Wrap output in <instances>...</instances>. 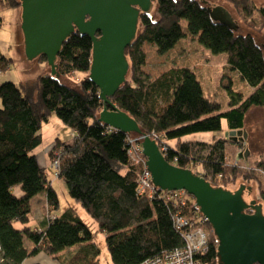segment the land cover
I'll use <instances>...</instances> for the list:
<instances>
[{"label": "trees", "instance_id": "16d2710c", "mask_svg": "<svg viewBox=\"0 0 264 264\" xmlns=\"http://www.w3.org/2000/svg\"><path fill=\"white\" fill-rule=\"evenodd\" d=\"M226 2L250 28L264 26V8L256 7L253 0ZM0 6L17 9L21 1L0 0ZM156 12L155 17L150 13L140 17L138 34L126 50L129 75L112 98L113 104L134 118L161 149L166 148L167 161L191 169L214 187L231 190L228 186L238 178L254 180L257 171L239 163L247 150L239 136L245 131L248 111L264 109V50L250 33H237L214 21L207 5L199 0H158ZM2 18L0 14V24ZM186 38L215 55L227 54L228 66L251 87V94L244 96L228 88L230 108L222 111L216 99L204 94L189 67H171L155 77L144 70L146 46L165 56ZM92 48L88 36L73 33L57 58L59 76H52L51 71L40 76L36 98L26 83L20 87L12 82L0 85V264H22L40 252L60 259L58 254L65 251L66 255L73 248L76 253L65 256L63 264H100L101 249L95 234L74 207L49 216L41 227L31 225L36 197L43 195L53 211L61 206L53 182L36 156L42 142L40 130L52 115L75 134L70 143L56 141L61 155L55 174L64 181L69 197L104 234L112 264H142L183 247L184 230L177 225L178 218L209 233L207 252L196 256L197 263L219 264L217 237L193 196L174 197L158 188L152 194L140 193L145 165L136 164L129 156V141L136 135L99 121L105 105L89 78ZM11 62L0 51V74L11 67ZM75 73L85 74L80 86L62 80ZM223 119L228 129L222 137L212 142L187 139L198 133L220 134ZM229 144L242 150L238 160L229 156ZM257 170L264 173V161H258Z\"/></svg>", "mask_w": 264, "mask_h": 264}, {"label": "water", "instance_id": "95a60500", "mask_svg": "<svg viewBox=\"0 0 264 264\" xmlns=\"http://www.w3.org/2000/svg\"><path fill=\"white\" fill-rule=\"evenodd\" d=\"M20 1L26 58L32 61L44 56L51 75L58 77L57 58L62 45L75 32L88 36L93 45L89 78L100 90V99L105 105L99 121L136 135L152 182L159 191H186L194 197L217 237L219 264H264V203L258 197L256 183L251 182V187L247 188L246 182H239L236 191H231L214 187L191 169L170 163L157 140L112 102L129 75L126 50L138 34L140 17L150 13L158 0ZM199 1L207 5L214 21L232 31L239 29L226 7ZM248 155L249 150H246L245 157Z\"/></svg>", "mask_w": 264, "mask_h": 264}, {"label": "rangeland", "instance_id": "374dc122", "mask_svg": "<svg viewBox=\"0 0 264 264\" xmlns=\"http://www.w3.org/2000/svg\"><path fill=\"white\" fill-rule=\"evenodd\" d=\"M208 1L211 2L212 5H224L229 9L236 20L243 18L237 14L226 0ZM253 3L256 4L255 1ZM257 7L259 8L261 6ZM21 12V8L4 9L0 6V14L3 16L0 24V51L2 55L12 60L11 67L0 74V85L6 82H12L20 87V83H26L25 85L29 88V92L32 94L31 96L36 98L38 92V78L44 74H50V68L48 67L47 61L42 58L32 61L26 58L24 52V38L21 30ZM156 14L155 5L150 15L155 17ZM249 30L245 27H239L236 32L243 34L252 32V35L264 44V26L258 27V29L249 28ZM146 50L147 63L144 68L145 71H148L155 77L162 71L171 67H189L197 75L204 94L216 99L222 105V111H226L230 108L228 88L231 87L233 91L240 92L244 96H249L252 92L251 87L242 80L240 75L236 71L231 70L228 66L227 54L215 55L191 38L181 40L177 46L165 56L157 55L155 49L152 47L146 46ZM84 77L85 74L75 73L69 78H62V80L72 86H80ZM1 106L2 102L0 100V107ZM256 108L257 109L253 107L248 111L244 128L245 131L239 136V141L246 142L247 150H249L248 157H241L240 154L242 153L240 152H242V150L230 144L227 146V152L232 160H238V157H241L239 163L247 169L253 168V171H257L258 177L249 181L238 178V180H236L234 184L228 186V188L234 191L239 182H246L247 186L251 185V182L256 183L258 197L264 203V173L257 170L258 161H264V109L260 107ZM227 129V122L223 119V132L220 134L198 133L190 135L187 139L212 142L220 138V136L222 137ZM40 134L42 136V142L36 151L37 158L43 166V169H45L49 175L50 180L53 182V186L59 196L60 208H65L69 205L75 206L76 203L69 197L64 181L59 178V175L55 174V172L58 173L59 171V169H57V165L59 166L60 164L58 155H61V149L57 150L55 143L56 141L58 142V140L66 143L72 142L74 139V132L59 118L52 115L49 121L41 128ZM244 135H246V137ZM183 141H185V139ZM171 144H173V142H171ZM230 162L233 163V161ZM197 169L203 172L201 167L198 166ZM18 192L20 194L19 188L16 189L17 194ZM184 192L188 195L186 191ZM184 196L186 195L183 194V198ZM43 203L46 204L43 195L36 197L33 200L35 210ZM44 206L45 212L46 205ZM75 211L78 215L80 214L81 217H79L85 221L95 234V240L101 249L100 259L102 264H112L104 234L99 231L97 224L94 223L93 219L79 204L76 205ZM72 250H74V248Z\"/></svg>", "mask_w": 264, "mask_h": 264}, {"label": "built area", "instance_id": "2783aa9c", "mask_svg": "<svg viewBox=\"0 0 264 264\" xmlns=\"http://www.w3.org/2000/svg\"><path fill=\"white\" fill-rule=\"evenodd\" d=\"M73 136L75 137V134ZM129 145L131 146L129 150V156L132 158V160L136 164L143 162L145 165L144 174L140 179V193L148 192V194H152L154 193L156 187L152 182L151 173L148 171L146 158L142 153V146L136 138H131ZM161 150L164 153L166 148H162ZM57 169H59L58 165ZM168 193L179 198H183V194L186 195L184 191ZM177 225L184 230L183 236L185 239V245L181 248H175L163 255L150 258L142 264H198L196 261V256L205 254L207 252L209 233L201 226H191L189 221L185 218H178ZM1 250L2 247L0 245V251Z\"/></svg>", "mask_w": 264, "mask_h": 264}, {"label": "crops", "instance_id": "0c3cea01", "mask_svg": "<svg viewBox=\"0 0 264 264\" xmlns=\"http://www.w3.org/2000/svg\"><path fill=\"white\" fill-rule=\"evenodd\" d=\"M256 4H254L256 7L257 6H261L262 8H264V0H254ZM253 1V2H254ZM221 5V4H220ZM224 6V5H223ZM259 7V8H261ZM241 21V23H240ZM238 24H239V27H245L246 29L249 30V26H247L245 24V21L244 20H238L237 21ZM252 29V28H250ZM250 31V30H249ZM252 35V32L250 33ZM253 36V35H252ZM254 37V36H253ZM254 39L256 40V42L262 47L264 48V44L263 42H260L258 41L255 37ZM264 50V49H263ZM255 109H257L255 107ZM37 154V153H36ZM37 156V155H36ZM38 159V158H37ZM39 162V160H38ZM39 165L41 168H43V166L40 164L39 162ZM44 200L46 201V198L43 196ZM71 203V202H70ZM46 205V211L44 212V208ZM77 205V204H76ZM76 205L75 206H72L74 208H76ZM71 206V205H69ZM32 208H33V222H32V226L34 228H38V227H41L42 224H44L46 221H47V218L49 216H54V215H60L67 207L65 208H60L59 211H53L47 204H42L41 206H39L38 208H34V204H33V201H32ZM78 214V213H77ZM80 216V214H79ZM81 217V216H80ZM86 220V219H85ZM85 222V221H84ZM27 246L31 249L32 248V244L31 243H27ZM77 250H68L66 251V255H65V251L61 252L60 254H58L56 257H60V259H56L54 256H51L45 252H40L38 253L37 255H34V256H30L28 257L27 259L24 260V262L22 264H63V261L65 260V256L67 257L69 255V257L71 255H74L76 253ZM100 259V258H99ZM111 261V260H110ZM108 263V262H107ZM112 263V262H111ZM100 264H102V261L100 259Z\"/></svg>", "mask_w": 264, "mask_h": 264}, {"label": "flooded vegetation", "instance_id": "af4514ba", "mask_svg": "<svg viewBox=\"0 0 264 264\" xmlns=\"http://www.w3.org/2000/svg\"><path fill=\"white\" fill-rule=\"evenodd\" d=\"M208 1V0H207ZM208 3L211 5V6H223V5H220V4H215V5H212V3L211 2H209L208 1ZM225 7V6H224ZM229 10V9H228ZM249 187H251V186H249ZM239 188V187H238ZM248 188V187H247ZM252 190H253V188H252ZM251 190V191H252ZM231 191H233V190H231ZM236 191V190H235ZM246 191H248V189L246 190ZM246 191H245V194H246ZM251 191H248V192H251ZM245 194H244V198H245ZM252 201H256V200H252ZM252 201H250V202H252ZM257 202V201H256ZM258 203V202H257ZM259 204V203H258ZM262 204V203H261ZM263 207H264V205H263Z\"/></svg>", "mask_w": 264, "mask_h": 264}, {"label": "clouds", "instance_id": "9594fccd", "mask_svg": "<svg viewBox=\"0 0 264 264\" xmlns=\"http://www.w3.org/2000/svg\"><path fill=\"white\" fill-rule=\"evenodd\" d=\"M236 20V19H235ZM236 22H237V20H236ZM238 23V22H237ZM239 25V24H238ZM236 32V31H235ZM262 48V47H261ZM49 67V66H48ZM189 195V194H188Z\"/></svg>", "mask_w": 264, "mask_h": 264}]
</instances>
